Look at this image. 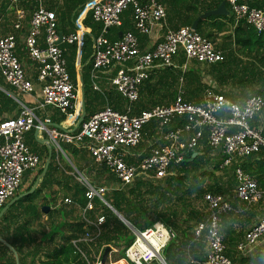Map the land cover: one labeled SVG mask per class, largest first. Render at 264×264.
<instances>
[{"label":"built area","instance_id":"1","mask_svg":"<svg viewBox=\"0 0 264 264\" xmlns=\"http://www.w3.org/2000/svg\"><path fill=\"white\" fill-rule=\"evenodd\" d=\"M14 4L12 26L18 28L25 19L28 0H8ZM232 14L233 21L244 20L256 31L264 30V9L249 7L240 0H224ZM131 8L133 27L137 33L147 34L153 24L161 23L166 17L163 4L159 0H90L91 17L100 23V32L92 37L89 76L92 88H97L99 71L114 67L109 78L111 86L125 100L124 111H118L105 103L100 109L89 113L77 124L76 129L64 130L50 122L48 117L38 119L35 109L50 107L70 116L77 98V88L69 78L61 41L79 46L84 27L73 21V30L61 34L56 29V17L52 9L43 5L42 0H34L31 6L27 32L23 45L28 59L33 63L35 80L38 83V97L29 104L18 95H30L35 89L15 55L14 37L10 33H0V77L15 92H8L17 103L14 116L0 120V208L15 193L21 184L23 172L32 169L39 162V155L24 142V134L31 128L45 133L47 140L56 146L69 143L91 155L93 161L102 164L115 178V185L130 183L135 176L161 177L167 173L170 163L185 159L188 151H193L203 132L206 144L221 153L220 167L233 166V196L247 205L259 201L264 195V187L257 186V180L245 172L240 160L264 146L260 128L251 126L250 119L264 104L257 94L245 97L237 103L221 93L205 88L199 103L183 99L181 78L175 94L166 104H155L132 112L131 105L138 98V88L147 78L150 69L170 64L171 57L181 50L186 59L199 63H213L222 58L219 49L191 26L166 28L161 38L148 47L141 48L137 36L131 31L121 32L116 39H108V28L120 24V13ZM42 37L43 45L38 42ZM224 110V111H221ZM181 119L178 125L162 129L173 119ZM149 121H156L161 127L158 144L151 145L144 155L135 158L133 148L141 139L140 129ZM127 158H134L130 162ZM75 180L84 185L85 204L83 211L93 208L95 198L103 203V193L107 186L91 184L86 176L73 168L70 171ZM206 216L192 227L195 238L203 237L205 253L199 261L188 258V264H230L224 253L223 236L219 230L220 215L231 210L230 202L222 195L211 191L202 193ZM62 201L69 203V197ZM104 216L97 213L94 219L86 218L88 225L96 231ZM133 238L123 250L125 264H147L153 260L162 264L163 247L174 236L173 230L161 220H155L142 229H132ZM83 239H90L85 231ZM264 236V212L248 227L242 239L235 244L237 251L245 253ZM75 247V239H70ZM95 264H99L96 258Z\"/></svg>","mask_w":264,"mask_h":264},{"label":"trees","instance_id":"2","mask_svg":"<svg viewBox=\"0 0 264 264\" xmlns=\"http://www.w3.org/2000/svg\"><path fill=\"white\" fill-rule=\"evenodd\" d=\"M87 1L52 0V4L47 8L52 9L55 14L57 31L63 35L64 28L72 29L74 21L82 24V27H88L94 36L97 35L100 32V23L92 19L91 9ZM220 1L167 0V4H169L165 17L167 25L172 29L179 26H190L192 20L199 13L216 7ZM240 1L245 2L249 7L264 9V0ZM33 3L34 0H28L24 4L27 10L26 15L30 13ZM27 16L29 19V15ZM226 23L232 24L231 33L225 36L230 38L228 53L222 54V58L213 63L194 64L184 69L168 64L151 69L147 78L139 85L138 98L131 105L132 112L159 103L164 98L165 101L170 100L176 92L179 77L184 89L183 98L186 100H190L189 97L203 89L205 83H203L202 77L208 75L218 87L222 84L254 87L253 93L260 95L264 101V30L256 31L244 20L234 22L230 12L228 14H210L200 18L194 29L205 38L212 40L219 29H224ZM27 25L23 38L27 32ZM12 28L19 29L21 26L18 28L12 26ZM124 31L133 32L137 36L138 44L142 38H145V34L137 33L133 27L130 6H127L120 13V24L108 28L105 35L112 40L118 38L119 34ZM7 33L14 37L13 32ZM90 43V38L84 34L80 46V61L85 60L86 63L80 71L73 65L75 43L63 41L59 43V46L64 47L63 52L71 82L76 87L79 79H81L83 109L85 111L82 120L88 113L93 112L92 102L108 103L118 111H124L126 104L124 98L115 90L107 89L101 94L90 89L89 69L91 63L90 59L86 60L90 54ZM39 44L43 45L42 40ZM231 44L235 50H242V53L249 58L241 59L234 55ZM139 47H141L140 44ZM23 50L25 51L24 45ZM15 55L18 56L16 52ZM183 59L184 55L179 56L178 64H181ZM1 82L3 81L0 77V85L3 86V90L0 89V120L14 116L18 110L17 103L8 93H5V91L10 92L9 88ZM59 118H64V114L60 113ZM256 118L264 119V104L250 119L251 126L256 127L252 123ZM180 121L179 118L173 119L168 127L172 128L178 125ZM33 128L28 130L29 132L27 131L28 138L25 137L24 142L31 150L39 154V162L31 180L25 184L24 190L30 188L40 173L47 155V153L42 155L40 151L30 146V141L35 142L32 137ZM155 130H157L156 122L149 121L141 127V137L149 138ZM260 131L264 137V122L261 124ZM59 145L62 149H68L74 160L80 161H75V169L84 172L93 185L107 186L102 196L103 199L129 225L135 229H142L155 220H161L173 230L174 237L167 242L161 251L166 264H186L187 256L198 258L193 251L202 247L203 238H195L191 227L195 222L203 219L205 215L204 211L199 208L200 197L206 190L222 194V190L235 183L233 174L235 163L225 166L228 168L225 173V185L214 180L213 171L218 168L221 153L218 151V161L212 159L210 156L212 148L206 144L204 132L193 151H188L185 154V159L179 163H170L165 175L158 178L137 175L130 183L122 187L111 186L114 177L106 171L102 164L94 163L83 149L65 142H61ZM140 156L142 155L135 158ZM55 157H57V162L54 160ZM58 160L59 155L51 150L47 167L33 190L12 202L0 215V264H85L79 255L71 252L73 246L69 242L71 238H77L83 230L84 222L77 218L75 207L84 204V186L75 180L68 165L60 170ZM127 160L135 162L134 158H127ZM239 164L245 172L251 174L257 181H263L264 146H260L257 151L244 156ZM59 171L61 172L59 173ZM54 184L56 186L58 184L57 190H60V197L68 196L71 203L59 202L57 207L49 208L45 213L46 217L41 219L43 215L41 206L47 205L48 202L45 197H42L39 203H35V197L42 192L44 187H50ZM51 192L53 193L54 190ZM97 212L104 214V222L99 234L89 242V245L79 241L78 246L86 254H89L91 250L98 251L99 249L101 253L105 246H109V261L122 258L123 250L131 242L133 233L109 207L95 198L93 209L88 212V216L92 217ZM222 215L224 213L220 217ZM219 230L223 236L224 253L230 259V264H264V250L247 255L239 254L235 249V244L240 233L235 237L232 230L222 229L220 226ZM42 247H46L48 250L43 252ZM40 254L44 256L40 258ZM107 262L108 259H106Z\"/></svg>","mask_w":264,"mask_h":264},{"label":"crops","instance_id":"3","mask_svg":"<svg viewBox=\"0 0 264 264\" xmlns=\"http://www.w3.org/2000/svg\"><path fill=\"white\" fill-rule=\"evenodd\" d=\"M89 1L90 0L87 1V4H89ZM160 2L163 4V6L165 8V12L167 14V5H169V4H167V0H161ZM42 3H43V5L45 7H49L52 4V0H42ZM87 7H88V5H87ZM225 8H226V13L225 14H228L230 11L228 9V6H226V4H225ZM27 15H29V14H27ZM27 15L25 16V19L22 22L21 28H19V29H13L12 28V23H13V20H14V4H10L8 2V0H0V33L5 34L7 32H13V34H14V38H15V48L14 49L16 50L15 52L18 54V56H17L18 57V60H19L21 66H22V68H23V70L25 72V75L33 82L34 87H35L34 91L32 93H30V95L22 96V99H24V101H26L29 104H33L34 101H35V99H36V97H38V88H37L38 87L37 86L38 83L35 80V70H34L33 63L26 56L25 51L23 50V43H22L23 35L25 33L26 25H27V19H28L27 18L28 17ZM231 27H232V24L231 23H226L224 29H219V31L216 33V36L214 37V39L210 40L213 43V45L215 46V48L219 49V51L221 52V54L228 53V51H229L230 38H227L225 36L228 35L229 33H231ZM84 28H85V30H83V32H84L83 35L84 34L88 35V37L90 38V42H91L90 43V46H92V37L94 35L91 34L90 29L88 27H84ZM166 28H169V26L167 25L166 19H164V21H162L160 24L159 23L153 24L150 27L149 32L147 34H145V38L144 39L142 38L139 41V44L141 45V48L148 47L154 41L160 39L161 38V35L163 34V32L165 31ZM64 29H65L64 34H66L69 31H72L73 30V28L69 30L67 27H65ZM141 35H143V34H141ZM38 41L39 42L41 41V36L38 37ZM81 44H82V37H81V42H80L79 46H77L76 44H74L75 49H74L73 65L79 71H80V69L86 63L85 60L83 62L80 61V46H81ZM231 45H232V48H233L232 49V53H234V55H237L241 59H244L246 57L249 58L248 56H246L245 54L242 53V50H235V47H233V44H231ZM91 51H92V47H90V52H89L90 54H89V57L86 60H89L91 58ZM178 51L171 57L170 64H173V65H175L177 67H180V69L188 68V67H190L191 65H194V64H199V62L196 63L197 61H195L194 59H186L185 57L182 60L181 64H178L177 61L179 59V56L184 55V54H181V53H183L181 50H178ZM153 68L156 69V68H159V66L152 67V69ZM113 72H114V67L105 68V69H102L101 71H99L98 77L96 79V86H97V88H92V86H91L92 80H91V78L89 76V86H90V89L93 90V91H96L98 93H101V94H103L105 91H107V89L115 90L111 86V84L109 82V78L111 77V75L113 74ZM202 81H203V83H205V86L203 87V89L199 93H197V94L189 97L190 100H188V101L195 102V103L201 102V100H202V96L201 95H202V92H203V90L205 88H209L212 91L217 92V93H221V91L219 92V90H222L223 92L221 94H223L228 99H230L232 101H235L237 103H241V101L245 97H247V96H249L251 94H254L253 93L254 92V87H242V86H239V85H232V84H222L221 86L218 87L216 85L215 81L212 78H210L208 75H204L202 77ZM181 87H182V91H183L182 92V97H183L184 89H183V86L182 85H181ZM78 88H79V91H78L79 99H78V96H77L76 101H75V105H74V110H73V112H72V114L70 116L64 115V118L60 119L59 118V114H60L59 111H57L55 109H51L50 107H44L42 109H35V114H36L37 118L38 119H42L43 117H48L50 119V122L51 123L57 125V127H59V128L61 127L64 130H68V129L69 130H72V129H75L76 126H77L76 124H77V121H78L79 117L80 116H83V114H85V111H84V109H82L83 107H81V102H80L81 95H82V105H83V92H82V87H80L78 85ZM0 89L3 90V88L1 86H0ZM176 89H177V87H176ZM6 92L8 93L9 91H6ZM172 98H173V96H172ZM171 99L168 100V101H165L166 99L164 98V99H162L161 102H159V103L157 102L155 104H163V103L166 104V103L170 102ZM92 104H93V110L92 111H94L96 109L101 108L105 103L104 104H101L100 102H92ZM155 104H153V105H155ZM263 122H264V119H260V118H256L254 121H252V123L254 125H256V127H259V128L261 127V124ZM168 124L165 127L162 126V129L169 128L168 127ZM156 128H157V130H155L153 132V134L149 138H143V137H141L140 140L141 141L144 140L145 145H143L140 148V145H142V143L139 142L132 149L133 152L135 153L136 157L139 156V155H144L142 153H144V152L147 153L149 147L152 144H154V143L155 144H158L160 142L159 135H160L161 127L159 125H157V123H156ZM26 134H28V133H26ZM26 134L24 136V141L26 139L25 137H27ZM32 134H33V131H32ZM33 137H34L33 139L35 140V142L38 143V146L41 145L40 147H42V148H40L41 149L40 151H45L44 153H42V155H44L45 153H48V151H50L49 150V145H48V140H47V135L45 133H38V131H37L36 132V135L35 136L33 135ZM45 145H47L48 151H46ZM62 150L67 151L66 153H69V150L68 149H62ZM218 151H219L218 149H212V152L210 153V156L215 161L216 160L217 161L219 160V152ZM88 155L91 157L90 154H88ZM54 160L57 162V157H55ZM92 161H93V159H92ZM58 163H59L60 170H62V168H64L65 166H67V165H62L59 162V160H58ZM71 170H72V168H70L69 171H71ZM227 170H228L227 167H225V168L224 167H221V169L219 170V164H218V168L213 171L214 180H217L218 182L220 181L222 185H225V179H226V177H225L226 174L225 173H226ZM60 172L61 171H59V173ZM37 176H36V179H34V181H36L34 187L36 186L39 178L41 177L40 176L39 178H37ZM86 178L88 179L87 176H86ZM88 181H89V179H88ZM115 181L116 180L114 178V182L111 184V186H113V187H122L123 185H125V184H123L121 186H116L115 185ZM33 183H32V185H33ZM57 186H58V184H57ZM57 186L55 184L53 185V187L50 186L51 190H54V192L51 195H48V193L44 190L45 188H48L47 186L42 189V194L45 197L46 201L48 202V204L46 205V206H48L47 210L49 208L57 207V205L59 204V202L65 203V202L62 201V198L63 197H59L58 198L57 205H55L54 203H52V201L54 199V196L56 194L58 195L57 192L60 191V190H57ZM257 186L259 188L264 187V180L263 181H257ZM233 187H234V184H232L230 187L226 188L225 190H222L223 193L220 194L225 199H227L229 202H231L230 204H231V207L232 208H231L230 212H226V213H224V215H222L220 217L219 226L222 229H227V230L234 231L235 237L238 236V234L240 233L239 234L240 237L237 238V240H236V243H237L238 241H240L242 239L243 232L248 227H250V225L253 224L263 214V212H264V195H263V197L259 201L247 205L245 202L239 201L238 199H236L233 196ZM22 190H24V189H22ZM55 190H57V192ZM19 192L17 191V193H19ZM217 194H219V193H217ZM83 195H84V192H83ZM201 197H202V195H201ZM201 197H200V200H199V208L202 211H204V213H205L204 217H205L207 212H206L205 205H204ZM7 201H8V199L5 201V203ZM100 202L103 203L101 200H100ZM70 203H71V201L68 204H70ZM84 204H85V201H84ZM84 204L82 206L75 207V214L77 212V215L76 216H77V218H80V219L83 220L84 226H83L82 233L77 238H73V239H75V246L77 247L78 250H75V247L72 245L73 246V249L71 250V252L76 253L77 255H79L84 260V263L85 264H95L94 261H95L96 258L99 260V264H105L106 263V259H108V262L106 264H114V263L115 264H119L120 263L119 261H122V264H125L124 260L122 259L123 257L120 258V259L114 260V261H109L108 251H107L106 258H105L104 262L103 263H100V256H101V253H102V252L100 253V249L98 251H94V250L92 251L91 250L89 254H86L78 246V242L79 241H82L85 244L89 245V242L92 241L94 239V237L99 234L100 229H101V225L104 222V220H103V222H101V224L98 226V228L96 229V231H94V229H92V227L86 223L85 219L86 218L94 219L95 214L101 213V212H97L92 217H90V216H88V212L90 210H92L93 208L83 211L82 209H83ZM103 204H106L109 207L110 210L113 209L107 203V201H106V203H103ZM113 210H112V212H113ZM46 211H42L43 212V215H42L41 219H44L46 217V215H45ZM101 214H103V213H101ZM103 216H104V214H103ZM123 223H125V222H123ZM125 224L131 230V232H132V229H135L134 227H132L128 223H125ZM193 225H192V227H193ZM192 227H191V231H192ZM85 231H88L90 233V239H86V240L83 239V237H84L83 235H84ZM198 238H200V237H198ZM8 247L10 249H12L10 246H8ZM41 250H43V252H45L46 250H48V248L42 247ZM259 250H264V236L256 244H254L249 249V251H247L245 253L239 252L237 250L236 251L239 254L247 255V254H253V253H255L256 251H259ZM193 252L198 257L196 259H198L199 261H201L203 259V256H204V253H205V242H204V238H203L202 247L201 248H197ZM43 256H44L43 254H40V258H42ZM189 257H193V256H187V258H186V264H188V258ZM147 264H158V262L155 261V260H153V261H151V262H149Z\"/></svg>","mask_w":264,"mask_h":264},{"label":"rangeland","instance_id":"4","mask_svg":"<svg viewBox=\"0 0 264 264\" xmlns=\"http://www.w3.org/2000/svg\"><path fill=\"white\" fill-rule=\"evenodd\" d=\"M162 67V66H161ZM152 69V68H151ZM150 69V70H151ZM1 83H3V84H6V83H4V82H1ZM7 85V84H6ZM1 87H3L2 85H0ZM7 87L9 88V90H10V92H15V90L11 87V86H9V85H7ZM76 88H77V96H78V91H79V88H78V84H76ZM5 89V88H4ZM4 92V91H3ZM5 93L7 94V92L5 91ZM9 95V94H8ZM10 96V95H9ZM11 97V96H10ZM18 97H20V98H22L20 95H18ZM12 98V97H11ZM78 100V99H77ZM16 103V102H15ZM29 132V131H28ZM28 132H26V133H28ZM25 133V134H26ZM27 135V134H26ZM32 137H33V134H32ZM26 138H28V136L26 137ZM34 138V137H33ZM140 142L142 143V145H140V148L143 146V145H145V142H144V140H140ZM29 144H30V146H32V147H34L36 150H38V151H40L41 149L40 148H42V147H40V146H38V143H35L34 141H30L29 142ZM48 145H49V150L51 151H53V153L56 151V153L59 155V162L62 164V165H68V166H70V168H74L75 166H74V164L76 163V162H80V161H78V159H76V160H74L73 159V157H72V155H71V153L69 152V153H66L67 151H64V150H62L61 148H59V146L57 145H55L53 142H51V141H48ZM45 149H46V151H48V147H47V145H45ZM62 151V152H61ZM41 153H44L45 151H40ZM42 159H43V157H42ZM76 161V162H75ZM66 167V166H65ZM36 168H37V166H35L34 168H32V169H27V170H25L24 172H23V176H22V181H21V184L18 186V188L16 189V191L15 192H17V191H20V190H22L23 189V187L25 186V184L27 183V182H29L30 181V179H31V177H32V175L35 173V171H36ZM83 174H84V172H82ZM89 178V177H88ZM33 183V182H32ZM31 186H32V184H31ZM30 186V187H31ZM51 187H53V185L51 186ZM47 193H48V195H51L52 194V190H51V188L50 187H48V188H45L44 189ZM22 191H24V190H22ZM56 192H57V190H55ZM21 192V191H20ZM42 197H44L43 196V194H42V192L39 194V195H37L36 197H35V203H39L40 201H41V199H42ZM60 197V193H58V195L56 194L55 196H54V199H53V201H52V203H54L55 205H57V201H58V198ZM104 205H106V204H104ZM107 206V205H106ZM108 207V206H107ZM76 215H77V212H76ZM106 264V263H105Z\"/></svg>","mask_w":264,"mask_h":264},{"label":"water","instance_id":"5","mask_svg":"<svg viewBox=\"0 0 264 264\" xmlns=\"http://www.w3.org/2000/svg\"><path fill=\"white\" fill-rule=\"evenodd\" d=\"M226 13V8H225V2L224 0H221L218 5L212 9H208V10H205V11H202L201 13H199L191 22V27L192 28H195L196 26V23L197 21L200 19V18H203V17H206L210 14H213V15H217V14H225ZM78 85L81 87V79H79L78 81ZM81 107H83L82 105V95H81ZM83 109V108H82ZM82 119V116L79 117L78 121H77V124L79 123V121ZM76 124V125H77ZM36 132H37V128L36 126L34 127L33 129V135L35 136L36 135ZM45 140V139H44ZM49 156H50V151H48L45 159H44V162H43V165H42V169L39 173V175L37 176V178H39L40 176L43 175L46 167H47V164H48V160H49ZM36 181H34L33 185L28 189V190H25V191H21L19 193H16L15 195L11 196L8 201L6 203H4L1 208H0V215L3 213V211H5V209L12 203L14 202L16 199H18L19 197L25 195V194H28L29 192H31L34 188V185H35ZM48 208V206L46 205H43L41 206V210L42 211H46ZM113 210V209H112ZM113 212L119 217V219L125 223H127L121 215H119L115 210H113ZM109 249V246H105L104 249L102 250V253H101V256H100V263H103L105 258H106V254H107V251ZM162 264H166L164 261Z\"/></svg>","mask_w":264,"mask_h":264},{"label":"bare ground","instance_id":"6","mask_svg":"<svg viewBox=\"0 0 264 264\" xmlns=\"http://www.w3.org/2000/svg\"><path fill=\"white\" fill-rule=\"evenodd\" d=\"M78 99H79V95H78ZM120 263L119 264H122V261H119ZM115 264V263H114Z\"/></svg>","mask_w":264,"mask_h":264}]
</instances>
